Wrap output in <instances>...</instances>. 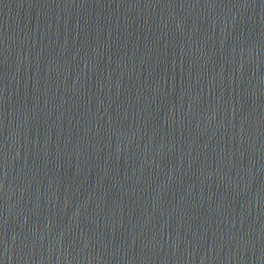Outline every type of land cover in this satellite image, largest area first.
I'll list each match as a JSON object with an SVG mask.
<instances>
[{
	"label": "water",
	"instance_id": "1",
	"mask_svg": "<svg viewBox=\"0 0 264 264\" xmlns=\"http://www.w3.org/2000/svg\"><path fill=\"white\" fill-rule=\"evenodd\" d=\"M0 264H264V0H0Z\"/></svg>",
	"mask_w": 264,
	"mask_h": 264
}]
</instances>
